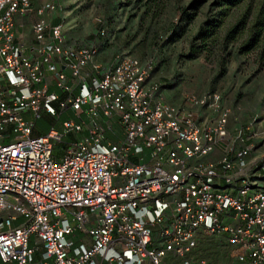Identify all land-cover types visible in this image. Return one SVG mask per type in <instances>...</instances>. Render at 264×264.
Masks as SVG:
<instances>
[{
    "label": "built area",
    "instance_id": "2783aa9c",
    "mask_svg": "<svg viewBox=\"0 0 264 264\" xmlns=\"http://www.w3.org/2000/svg\"><path fill=\"white\" fill-rule=\"evenodd\" d=\"M37 1L0 0V264H264L256 119L231 137L219 94L165 103L152 62L97 65ZM43 114L68 119L36 136Z\"/></svg>",
    "mask_w": 264,
    "mask_h": 264
},
{
    "label": "rangeland",
    "instance_id": "374dc122",
    "mask_svg": "<svg viewBox=\"0 0 264 264\" xmlns=\"http://www.w3.org/2000/svg\"><path fill=\"white\" fill-rule=\"evenodd\" d=\"M36 4L58 7L57 14L44 19L62 24L67 46L96 47L97 65L109 68L122 56L136 58L143 65L152 62L153 79L160 83L165 103L183 106L188 97L219 94L232 114L231 137L256 119L248 133L254 136L250 161L263 166L264 49H247L248 29L233 41L225 40L244 8L222 17L217 0H38ZM36 21L35 17L18 19L19 34L27 46L33 44ZM211 26H215L214 39L207 44L205 36ZM206 115L202 112V117ZM67 119L43 114L35 135L44 136L52 128L62 130ZM260 183L264 189V174ZM207 245L219 261L229 262L222 244L209 240Z\"/></svg>",
    "mask_w": 264,
    "mask_h": 264
},
{
    "label": "trees",
    "instance_id": "16d2710c",
    "mask_svg": "<svg viewBox=\"0 0 264 264\" xmlns=\"http://www.w3.org/2000/svg\"><path fill=\"white\" fill-rule=\"evenodd\" d=\"M217 2L222 17L235 9L244 8L242 17L228 31L225 40L233 41L240 31L248 29L250 38L247 42V49L256 47H263L264 49V0H217ZM213 27L215 26H211L210 34L205 36V43L207 44L214 39L212 32L215 29Z\"/></svg>",
    "mask_w": 264,
    "mask_h": 264
},
{
    "label": "crops",
    "instance_id": "0c3cea01",
    "mask_svg": "<svg viewBox=\"0 0 264 264\" xmlns=\"http://www.w3.org/2000/svg\"><path fill=\"white\" fill-rule=\"evenodd\" d=\"M18 32H19V29H18Z\"/></svg>",
    "mask_w": 264,
    "mask_h": 264
}]
</instances>
